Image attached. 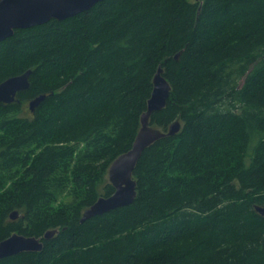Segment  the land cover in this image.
Here are the masks:
<instances>
[{"label": "trees", "instance_id": "16d2710c", "mask_svg": "<svg viewBox=\"0 0 264 264\" xmlns=\"http://www.w3.org/2000/svg\"><path fill=\"white\" fill-rule=\"evenodd\" d=\"M158 67L171 91L149 125L180 130L142 151L130 205L81 222ZM28 70L0 103V241L43 249L0 264H264V0H102L0 41V83Z\"/></svg>", "mask_w": 264, "mask_h": 264}, {"label": "water", "instance_id": "95a60500", "mask_svg": "<svg viewBox=\"0 0 264 264\" xmlns=\"http://www.w3.org/2000/svg\"><path fill=\"white\" fill-rule=\"evenodd\" d=\"M102 0H0V41L13 35L15 30L27 29L34 26L47 24L50 20H65L85 12ZM178 58V54L174 57ZM162 68L158 67L152 80V91L147 100L146 111L140 117V128L129 151L118 156L108 166L106 180L114 188L113 194L108 197H99L93 205H90L82 213L81 222L88 218L109 213L117 208L130 205L136 197V182L133 177V170L137 164L142 151L147 149L161 138L172 137L179 130V122L175 121L166 132L149 125V118L153 112L162 110L169 97L171 87L167 80L161 75ZM28 70L23 74L10 77L0 83V103L10 104L16 100L17 93L28 90ZM44 95H39L29 101L28 109L33 112L37 105L44 100ZM256 212L264 215V209L256 206ZM18 217L16 211L10 214V219ZM56 230H49L44 233L45 240L51 239ZM40 238L27 237L11 234L10 237L0 241V259L18 255L24 252L42 251Z\"/></svg>", "mask_w": 264, "mask_h": 264}, {"label": "rangeland", "instance_id": "374dc122", "mask_svg": "<svg viewBox=\"0 0 264 264\" xmlns=\"http://www.w3.org/2000/svg\"><path fill=\"white\" fill-rule=\"evenodd\" d=\"M27 105H28V103H26V105H24V106L28 109V106ZM26 114H28V112Z\"/></svg>", "mask_w": 264, "mask_h": 264}]
</instances>
